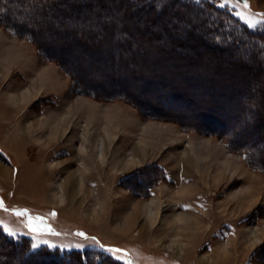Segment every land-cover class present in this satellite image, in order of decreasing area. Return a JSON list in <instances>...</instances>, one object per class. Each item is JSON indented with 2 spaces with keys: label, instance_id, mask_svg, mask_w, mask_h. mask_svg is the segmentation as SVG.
I'll return each instance as SVG.
<instances>
[{
  "label": "rangeland",
  "instance_id": "374dc122",
  "mask_svg": "<svg viewBox=\"0 0 264 264\" xmlns=\"http://www.w3.org/2000/svg\"><path fill=\"white\" fill-rule=\"evenodd\" d=\"M2 1V231L88 264H264V170L238 148L264 165V46L212 47L208 13L147 17L152 1ZM211 1L247 26L264 13ZM25 209L57 235L31 233Z\"/></svg>",
  "mask_w": 264,
  "mask_h": 264
},
{
  "label": "trees",
  "instance_id": "16d2710c",
  "mask_svg": "<svg viewBox=\"0 0 264 264\" xmlns=\"http://www.w3.org/2000/svg\"><path fill=\"white\" fill-rule=\"evenodd\" d=\"M37 3L43 8L47 2H56V1H63V0H36ZM130 2L134 0H129ZM139 2H149L152 1L155 4L161 6L159 9L154 10V4H147V8H145V13L147 17H156L163 14V11L166 12L168 8H173V15L180 17L183 12H191L195 9L198 13L206 12L208 16L206 21H214L215 25L220 29L216 32V35L220 36L224 33V37L218 40H211L209 36L204 35V39L206 42L210 43L212 47H218L220 45H227V47H236V45H246L247 42L250 43L249 46L251 48H255L259 50L260 46H264V30L257 29V28H249L243 22L239 21L228 9L220 8L216 4H214L211 0H137ZM8 1L6 2V4ZM6 4L1 2L0 0V15L3 14L5 17L6 11ZM125 10V8L123 7ZM122 9V10H123ZM8 16V15H7ZM8 29L11 30L12 33L16 35H21L28 39L34 40L35 34L31 30H26L25 33L17 30L16 27H13L8 24ZM211 28V27H210ZM209 29V28H208ZM207 29V30H208ZM210 31V30H208ZM229 37V39H228ZM235 40V41H234ZM237 46V47H238ZM248 46V45H247ZM45 55V52H44ZM48 55L46 54V57ZM60 62V61H59ZM62 64V63H61ZM63 65V64H62ZM66 67V66H65ZM65 71L67 73H71L76 80V74L68 67H66ZM95 95L96 92L92 91ZM98 93V92H97ZM110 96H113L114 93H108ZM122 95V94H121ZM125 96V95H122ZM137 99V98H136ZM142 101V100H141ZM252 146L250 145H242L238 148L242 151L243 155L245 156L246 160L251 164L253 167L258 168L260 170H264L263 161L261 159L262 156L258 154H254L250 149ZM2 247H6L7 249L4 250ZM15 252H17L15 254ZM0 255L4 257V259H13L17 257V260H20L18 264H88L87 258L89 253L86 250H72L69 252H65V254H60V252L56 250H50L44 247L32 248L29 245V242H26L24 238L21 239H13L9 237L6 233H4L0 227ZM98 261L94 260V264H108L106 262L105 257H97ZM89 259V258H88ZM2 261V260H1ZM50 261V262H49ZM112 264H116L115 261L110 260ZM91 263V264H93Z\"/></svg>",
  "mask_w": 264,
  "mask_h": 264
},
{
  "label": "snow or ice",
  "instance_id": "6c2138e0",
  "mask_svg": "<svg viewBox=\"0 0 264 264\" xmlns=\"http://www.w3.org/2000/svg\"><path fill=\"white\" fill-rule=\"evenodd\" d=\"M224 5L221 4V7H223ZM243 7L244 8H248L249 5L247 3V0H244V3H243ZM237 15H240V13H237ZM260 16L261 19L257 20V19H246L245 17H241L242 19H246V23L248 24L249 27H256L259 23H261L262 21H264V13H261V14H258ZM2 202H0V207H2ZM15 215L17 217H24L26 218L25 219V227L28 228V230L31 232V233H35V234H43L45 232H47L48 234H52V235H57V233H54L53 230L51 229V227H44L42 226V218L40 217H33V216H29L28 213H27V210H20V211H15ZM2 223V222H0ZM4 230L6 232H8L9 236H14L16 233L13 232L11 229L8 228V226L5 224L4 225ZM78 236H81V237H84L85 236V233L83 232H79L77 233ZM93 240H95V237L91 238ZM43 243H47V241H43ZM32 248H38L39 245L36 244V243H33L31 245ZM50 247H52L50 245ZM77 247H82V245H77ZM101 247H103L101 245ZM105 251H108L110 253H119L121 250L120 249H112V248H106ZM116 259H122L123 257L121 256H116L115 257ZM130 264V262H129Z\"/></svg>",
  "mask_w": 264,
  "mask_h": 264
},
{
  "label": "bare ground",
  "instance_id": "6f19581e",
  "mask_svg": "<svg viewBox=\"0 0 264 264\" xmlns=\"http://www.w3.org/2000/svg\"><path fill=\"white\" fill-rule=\"evenodd\" d=\"M68 175V174H67ZM76 175L75 174H73V173H71V174H69V176H68V179H67V181H68V184L72 187V188H75V182H76ZM101 184V183H100ZM103 186V185H102ZM188 213L189 212H187V213H181V212H179V214L178 215H183V216H187L188 218L189 217H191V216H188ZM191 214V213H190ZM194 215V214H193ZM196 215H194V219L196 218L195 217ZM204 218V217H203ZM201 220V219H200ZM193 222H195V221H193ZM196 223V222H195ZM192 224V223H191ZM224 256V255H223ZM50 262V261H49Z\"/></svg>",
  "mask_w": 264,
  "mask_h": 264
}]
</instances>
